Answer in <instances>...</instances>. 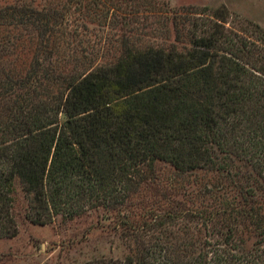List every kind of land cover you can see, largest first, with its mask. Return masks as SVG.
<instances>
[{"label": "trees", "instance_id": "16d2710c", "mask_svg": "<svg viewBox=\"0 0 264 264\" xmlns=\"http://www.w3.org/2000/svg\"><path fill=\"white\" fill-rule=\"evenodd\" d=\"M120 4L0 2V239L93 217L80 264H264V29L185 7L155 45Z\"/></svg>", "mask_w": 264, "mask_h": 264}, {"label": "rangeland", "instance_id": "374dc122", "mask_svg": "<svg viewBox=\"0 0 264 264\" xmlns=\"http://www.w3.org/2000/svg\"><path fill=\"white\" fill-rule=\"evenodd\" d=\"M3 0H0L2 2ZM13 1V0H4ZM120 0L121 7L128 9L126 18H119L114 28L109 32L130 35L146 43L165 45L173 40L174 29L170 17L188 15L182 8L204 7L215 8L224 5L230 16L226 26L237 28L238 20H249L264 29V0ZM122 22V24H121ZM250 39L258 42L257 34L249 32ZM103 57L112 58L118 53L117 44L104 42ZM93 217L58 228L57 225L22 224L14 238L0 239V264H80L84 259L92 256L96 250L106 253L109 244L100 229L84 235L86 222ZM75 240L77 243H71ZM69 241L68 246H64ZM81 241V242H80ZM71 243V244H70Z\"/></svg>", "mask_w": 264, "mask_h": 264}]
</instances>
